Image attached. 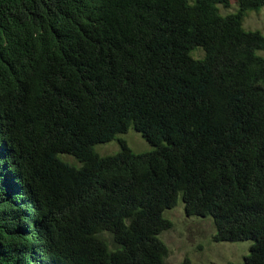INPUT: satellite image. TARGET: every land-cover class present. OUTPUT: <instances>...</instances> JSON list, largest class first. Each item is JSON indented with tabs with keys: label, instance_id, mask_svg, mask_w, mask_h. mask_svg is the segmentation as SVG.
I'll return each instance as SVG.
<instances>
[{
	"label": "trees",
	"instance_id": "16d2710c",
	"mask_svg": "<svg viewBox=\"0 0 264 264\" xmlns=\"http://www.w3.org/2000/svg\"><path fill=\"white\" fill-rule=\"evenodd\" d=\"M236 4L0 0V264H164L179 198L264 264V0Z\"/></svg>",
	"mask_w": 264,
	"mask_h": 264
},
{
	"label": "rangeland",
	"instance_id": "374dc122",
	"mask_svg": "<svg viewBox=\"0 0 264 264\" xmlns=\"http://www.w3.org/2000/svg\"><path fill=\"white\" fill-rule=\"evenodd\" d=\"M236 10V0H230L228 8L219 6L222 15ZM243 27L246 30H258L264 36V8L248 12L243 20ZM257 53L264 57V50ZM191 55L202 57L203 53L198 50ZM117 138L124 140L135 153L151 150L144 138L132 129ZM95 151L99 156L114 155L119 151V144L115 139L95 146ZM164 216L171 222V227L160 235L168 250L164 264H179L184 259H188L191 264H240L249 253L250 241L213 242L211 237L214 234V226L211 219L187 216L180 198L172 209L165 211Z\"/></svg>",
	"mask_w": 264,
	"mask_h": 264
},
{
	"label": "clouds",
	"instance_id": "9594fccd",
	"mask_svg": "<svg viewBox=\"0 0 264 264\" xmlns=\"http://www.w3.org/2000/svg\"><path fill=\"white\" fill-rule=\"evenodd\" d=\"M184 207V206H183ZM185 212V211H184ZM186 214V213H185ZM189 217H191V216H189ZM215 231V230H214Z\"/></svg>",
	"mask_w": 264,
	"mask_h": 264
}]
</instances>
